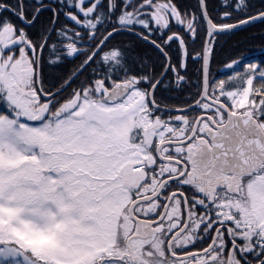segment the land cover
Listing matches in <instances>:
<instances>
[{"label":"snow or ice","instance_id":"6c2138e0","mask_svg":"<svg viewBox=\"0 0 264 264\" xmlns=\"http://www.w3.org/2000/svg\"><path fill=\"white\" fill-rule=\"evenodd\" d=\"M0 264H264V0H0Z\"/></svg>","mask_w":264,"mask_h":264}]
</instances>
